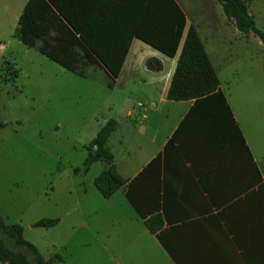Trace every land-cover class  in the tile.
<instances>
[{
	"label": "crops",
	"instance_id": "1",
	"mask_svg": "<svg viewBox=\"0 0 264 264\" xmlns=\"http://www.w3.org/2000/svg\"><path fill=\"white\" fill-rule=\"evenodd\" d=\"M26 1L22 0L20 12ZM174 1L184 15L175 55L167 57L132 37L109 87L123 88L131 82L140 99L126 108L124 117L109 118L115 121V128L106 140V147L124 184L107 198L96 190L100 196L98 208L105 207L104 217L109 222L100 248L109 264H264V175L257 160L258 150L247 139L225 95L218 78L221 63L215 67L214 51L206 49L198 33L202 23L194 18H210V23L215 24V13L223 17L224 24L234 26L233 22L216 0H204L201 8L192 7L190 0ZM252 1L247 3V12ZM190 25L195 28L216 73L218 90L228 110L218 98L178 101L166 98L175 61ZM237 33L245 37L248 34L238 30ZM259 44L264 51L260 41ZM12 82L0 75L1 107L7 97L14 98L21 92ZM3 124L0 121V127ZM156 156L159 161L153 181L159 194L160 240L157 233L146 228L144 220L124 197L126 183ZM89 209V215L94 217L83 221L85 230H90L89 223L95 226L102 218L95 217L94 206ZM68 212L60 214L57 222L62 223ZM70 224L74 226L73 222Z\"/></svg>",
	"mask_w": 264,
	"mask_h": 264
},
{
	"label": "rangeland",
	"instance_id": "2",
	"mask_svg": "<svg viewBox=\"0 0 264 264\" xmlns=\"http://www.w3.org/2000/svg\"><path fill=\"white\" fill-rule=\"evenodd\" d=\"M203 1L190 3L201 8ZM21 2L0 0V75H6L5 61L16 70L11 79L21 91L0 106V216L5 223H19L23 237L45 259L57 254L58 264H109L100 248L109 222L91 183L103 163L92 162L78 175L72 171L81 169L85 146L96 131L113 115L124 117L126 108L140 99L139 92L131 82L109 89L106 73L96 66L88 68L89 79L75 75L21 43L16 36ZM214 8L217 11L218 4ZM248 12L264 31V0L250 2ZM213 14L215 24L210 18H194L202 23L198 33L206 49L214 51L215 67L221 63L219 82L258 150L264 175V51L254 35H239L221 15ZM93 206L95 217L102 218L85 230L83 221L94 217L89 215ZM66 211L62 223L32 226L39 218H58Z\"/></svg>",
	"mask_w": 264,
	"mask_h": 264
},
{
	"label": "trees",
	"instance_id": "3",
	"mask_svg": "<svg viewBox=\"0 0 264 264\" xmlns=\"http://www.w3.org/2000/svg\"><path fill=\"white\" fill-rule=\"evenodd\" d=\"M235 28L256 36L264 48V31L255 26L247 12L249 0H216ZM184 15L174 0H27L17 18L16 36L21 43L44 55L69 72L90 77L88 68L96 66L106 73L107 87L116 77L132 37L167 57L176 53ZM6 75H16L7 62ZM216 73L195 28L186 29L166 92L168 100L218 98L228 110L218 90ZM229 112V111H228ZM115 128L107 119L85 146L87 155L81 169L98 160L103 169L93 185L103 198L119 189L124 180L115 171L106 140ZM159 156L153 158L124 188V197L146 228L160 240L159 194L154 173ZM57 218H40L34 227L48 228ZM59 255L45 259L22 235L19 223H5L0 216V264H58Z\"/></svg>",
	"mask_w": 264,
	"mask_h": 264
}]
</instances>
